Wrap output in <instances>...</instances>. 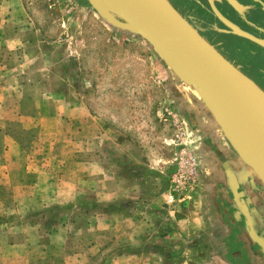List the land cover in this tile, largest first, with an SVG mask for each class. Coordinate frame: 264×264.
Masks as SVG:
<instances>
[{"label": "rangeland", "instance_id": "rangeland-1", "mask_svg": "<svg viewBox=\"0 0 264 264\" xmlns=\"http://www.w3.org/2000/svg\"><path fill=\"white\" fill-rule=\"evenodd\" d=\"M241 1L247 2V11L251 7L264 11L262 0ZM171 2L260 85L264 45L257 39L264 40L263 24L236 8V12L227 10L225 3L233 5L230 0ZM214 8L222 17L216 14L215 19L210 10ZM236 34L240 38H231ZM16 84L25 92L26 112L35 111L39 98L59 93L70 105L86 107L92 117L91 125L76 134L80 141L91 139V149L82 151L74 163L66 160L60 178L77 177L82 173L79 167L91 160L106 164L109 175L102 172L85 178L87 184L82 182L74 194H68V188L47 190L43 201L34 206L14 205L11 190L0 188V200L10 203H0V263L5 262L9 251L3 246L9 242L28 244L31 255L39 257L31 264H73L70 252L87 245H96L88 252L96 259L94 264H99L97 258L115 256L111 251L123 243L121 238L108 228L99 235L101 230L90 215L127 214L138 208L147 213L148 198L143 205L134 203L136 181L145 195L152 180L159 182L167 203L175 204L172 197L194 192L205 183L211 156L199 139L203 133L215 131L221 138L214 135L216 146L230 145L197 92L177 77L154 47L140 35L106 21L86 0H0V86ZM9 98L15 100L14 95ZM207 117L214 130L207 129ZM11 127L23 136L25 150L36 147L37 130L21 133V128ZM51 130L44 135L50 136ZM47 142L53 152L63 149V141ZM100 176L111 183L116 178L124 181L119 189L111 188L119 192L115 201H107L102 189L96 188ZM158 207L164 211L162 204ZM15 226L23 231L11 234ZM45 243L49 246L42 247Z\"/></svg>", "mask_w": 264, "mask_h": 264}, {"label": "crops", "instance_id": "crops-1", "mask_svg": "<svg viewBox=\"0 0 264 264\" xmlns=\"http://www.w3.org/2000/svg\"><path fill=\"white\" fill-rule=\"evenodd\" d=\"M24 97L23 88L17 84L0 86V188L11 190L14 205H37L52 189L58 192L68 188L67 193L74 194L82 182L87 184L85 178L102 172L109 175L106 164L91 160L87 166L79 167L82 173L77 177L60 178L66 160L74 163L82 151L91 149V139L80 141L76 134L91 125L92 117L87 116L86 107L70 105L59 93L39 98L35 111L26 112ZM206 121L207 129L214 130L210 118ZM11 126L21 128V133L37 130L36 147L30 152L25 150L23 136ZM51 128V135H44ZM214 132H204L199 138L211 160L205 183L194 192L185 191L172 197L175 204L167 203L164 185L152 180L145 195L136 181L134 203L140 206L148 198L147 213L138 208L127 214L90 215L93 225L101 230L99 235L108 228L123 242L111 251L115 256L97 258L99 264H264V184L231 145L225 143L221 148L214 144L215 136L221 140ZM50 139L63 141L61 152L46 147ZM82 175L85 176L80 179ZM123 183L120 178L111 183L100 176L96 188L102 189L107 201H115L119 192L111 188L119 189ZM0 203L10 204L6 200ZM160 204L162 212L157 209ZM2 218L0 215L1 221ZM15 227L19 229L12 227L11 234L23 231ZM46 245L49 246L45 243L42 247ZM3 247L9 252L0 264H31L39 258L31 255L28 244L9 242ZM95 247L74 250L69 260L73 264H94L96 259L90 258L88 252Z\"/></svg>", "mask_w": 264, "mask_h": 264}, {"label": "water", "instance_id": "water-1", "mask_svg": "<svg viewBox=\"0 0 264 264\" xmlns=\"http://www.w3.org/2000/svg\"><path fill=\"white\" fill-rule=\"evenodd\" d=\"M86 1L106 21L140 35L154 47L177 77L197 92L225 139L264 184V88L227 58L171 0ZM257 41L264 45V40Z\"/></svg>", "mask_w": 264, "mask_h": 264}, {"label": "trees", "instance_id": "trees-1", "mask_svg": "<svg viewBox=\"0 0 264 264\" xmlns=\"http://www.w3.org/2000/svg\"><path fill=\"white\" fill-rule=\"evenodd\" d=\"M235 2H236V5H229V4H227V3H225V6H226V8H227V10H229L230 12H236V9H238V11L240 12V13H246L247 12V6H246V4H247V2H243V1H241V0H234ZM262 3L264 2L263 0L261 1ZM236 8V9H235ZM248 8H249V6H248ZM213 13V15H214V17H215V19H216V12L214 11V10H212V9H210ZM259 10V9H258ZM260 11V10H259ZM226 27V26H225ZM211 31L214 33V32H216V30H214V29H211ZM226 31H229L228 30V28L226 27ZM221 34H219V36H218V38L219 37H221L220 36ZM222 35H227V34H225V33H222ZM230 36V35H229ZM236 37H238L237 36V34L236 35H231V38H236ZM260 37H262L261 35H260ZM238 38H240V37H238ZM242 38V37H241ZM258 55L259 56H262V54L259 52L258 53ZM226 56V55H225ZM261 61H262V57H261V59H260Z\"/></svg>", "mask_w": 264, "mask_h": 264}, {"label": "flooded vegetation", "instance_id": "flooded-vegetation-1", "mask_svg": "<svg viewBox=\"0 0 264 264\" xmlns=\"http://www.w3.org/2000/svg\"><path fill=\"white\" fill-rule=\"evenodd\" d=\"M260 11H259V10ZM234 14H237V13H234ZM247 17L251 20V21H256V22H260L261 24L264 25V11L262 10V7H251L246 13ZM232 20L235 21L234 17H232ZM245 27L247 28H251L250 26L248 25H245ZM251 30V29H250ZM200 32H202L200 30ZM263 35V34H262ZM264 37V35H263ZM264 78V77H263ZM262 79L261 83H260V86L262 88H264V80Z\"/></svg>", "mask_w": 264, "mask_h": 264}]
</instances>
